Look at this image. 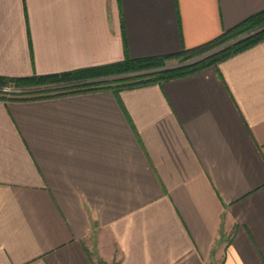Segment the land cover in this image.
Segmentation results:
<instances>
[{"label":"crops","instance_id":"0c3cea01","mask_svg":"<svg viewBox=\"0 0 264 264\" xmlns=\"http://www.w3.org/2000/svg\"><path fill=\"white\" fill-rule=\"evenodd\" d=\"M264 0H0V75L180 52ZM0 264H264V40L163 83L0 98Z\"/></svg>","mask_w":264,"mask_h":264},{"label":"trees","instance_id":"16d2710c","mask_svg":"<svg viewBox=\"0 0 264 264\" xmlns=\"http://www.w3.org/2000/svg\"><path fill=\"white\" fill-rule=\"evenodd\" d=\"M263 25L264 10L246 19L236 27L224 31L218 37L204 44L192 48H183L177 53L141 58L127 56L123 60L117 62L59 73L34 74L24 77H8L0 75V87L2 88L14 87L15 89H21L52 84H65L56 87L57 89L54 90L45 88L43 90H38L41 92L34 91L32 96H27L23 94V92L16 94L10 91L1 90L0 98L29 99L52 97L103 88H111L118 93L124 88H131L150 83H163L166 80L196 73L211 66L218 67L221 61L264 40V28H262L234 43L231 42L241 35L249 33ZM207 53L210 54L205 56ZM194 59L197 60L183 66L110 80V76L139 73L144 70L164 67L169 65V62L172 60L184 63Z\"/></svg>","mask_w":264,"mask_h":264},{"label":"rangeland","instance_id":"374dc122","mask_svg":"<svg viewBox=\"0 0 264 264\" xmlns=\"http://www.w3.org/2000/svg\"><path fill=\"white\" fill-rule=\"evenodd\" d=\"M262 28H264V25L261 26V27H259V28H257V29H255V30H253V31H251V32H249V33H245V34L241 35L240 37H238L237 39H235V40H233V41H231V42L234 43V42H236V41H238V40H240V39H242V38H245L246 36H248V35H250V34H253V33L259 31V30L262 29ZM208 54H210V53L205 54V56L208 55ZM197 59H199V58H197ZM197 59H194V60H191V61H187V62H188V63H191V62H193V61H195V60H197ZM178 63H180V62H178L177 60H172V61L169 62V65H170V64H178ZM138 74H142V73H130V74H121V75L110 76V80H112V79L124 78V77L132 76V75H138ZM56 87H58V86H53V87L50 88V89H52V90L57 89ZM7 89H8V90H4V91H10V92H13V93H16V94H17V93H21V92H23V94H25V95H27V96H32L34 91L41 90V89H38V90L22 91V90H19V89H17V88L15 89L14 87L7 88ZM42 90H43V89H42ZM0 91H1V90H0ZM38 92H41V91H38ZM38 92H37V93H38Z\"/></svg>","mask_w":264,"mask_h":264},{"label":"water","instance_id":"95a60500","mask_svg":"<svg viewBox=\"0 0 264 264\" xmlns=\"http://www.w3.org/2000/svg\"><path fill=\"white\" fill-rule=\"evenodd\" d=\"M188 64V62H184V63H178V64H170L164 67H159V68H155V69H149V70H144L141 71L139 73H149V72H158V71H162V70H166V69H171L174 67H179V66H183ZM60 85H65V84H52V85H45V86H36V87H27V88H21L19 90L22 91H30V90H38V89H45V88H52L53 86H60ZM0 90H8L7 88H2L0 87Z\"/></svg>","mask_w":264,"mask_h":264}]
</instances>
